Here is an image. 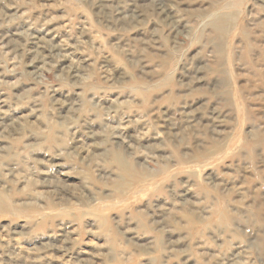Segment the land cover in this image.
Masks as SVG:
<instances>
[{
  "label": "rangeland",
  "instance_id": "rangeland-1",
  "mask_svg": "<svg viewBox=\"0 0 264 264\" xmlns=\"http://www.w3.org/2000/svg\"><path fill=\"white\" fill-rule=\"evenodd\" d=\"M0 264H264V0H0Z\"/></svg>",
  "mask_w": 264,
  "mask_h": 264
},
{
  "label": "bare ground",
  "instance_id": "bare-ground-1",
  "mask_svg": "<svg viewBox=\"0 0 264 264\" xmlns=\"http://www.w3.org/2000/svg\"><path fill=\"white\" fill-rule=\"evenodd\" d=\"M118 157V156H117ZM118 160H120V161H122L121 159H118ZM123 163V162H122ZM124 164V163H123ZM123 164H120V166H123ZM123 169V168H122Z\"/></svg>",
  "mask_w": 264,
  "mask_h": 264
}]
</instances>
